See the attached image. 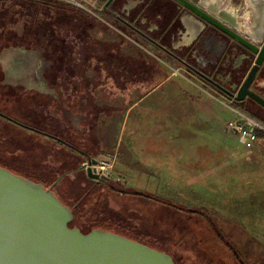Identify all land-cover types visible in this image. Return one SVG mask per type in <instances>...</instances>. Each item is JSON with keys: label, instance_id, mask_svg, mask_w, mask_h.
<instances>
[{"label": "rangeland", "instance_id": "1", "mask_svg": "<svg viewBox=\"0 0 264 264\" xmlns=\"http://www.w3.org/2000/svg\"><path fill=\"white\" fill-rule=\"evenodd\" d=\"M82 1L88 10L69 12L35 0H0V52L26 48L41 55L37 73L45 68L47 83L57 90L47 97L32 85L0 87V111L29 127L42 115L44 131L89 153L108 184L81 168L89 157L69 161L58 142L2 118L0 161L47 188L57 184L69 208L78 201L76 227L143 230L149 245L177 264H264V134L241 143L228 128L235 118L226 106L230 98L218 89L237 57L221 52L204 68L213 81L207 83L153 44L121 31L102 10L106 0ZM168 1L160 0L162 8ZM195 1L210 3L239 33L258 21L264 27V1ZM183 34V28L173 32L171 46L173 56L185 59ZM195 49L213 58L198 42L188 54ZM231 106L264 126V119ZM62 169L70 170L64 180L57 177Z\"/></svg>", "mask_w": 264, "mask_h": 264}, {"label": "water", "instance_id": "2", "mask_svg": "<svg viewBox=\"0 0 264 264\" xmlns=\"http://www.w3.org/2000/svg\"><path fill=\"white\" fill-rule=\"evenodd\" d=\"M176 1L255 54L235 100L249 97L264 107V99L250 89L264 62V35L257 41L239 33L199 1ZM87 176L108 180L91 167ZM73 218L72 209L50 188L0 166V264H176L166 252L118 233L102 229L82 233L69 226Z\"/></svg>", "mask_w": 264, "mask_h": 264}, {"label": "flooded vegetation", "instance_id": "3", "mask_svg": "<svg viewBox=\"0 0 264 264\" xmlns=\"http://www.w3.org/2000/svg\"><path fill=\"white\" fill-rule=\"evenodd\" d=\"M165 4H167L168 7L162 8V6L165 7V5H162V3H160V0H106L102 6V10H105L104 12L108 13L110 17L113 18L114 23L121 31L128 32L129 35H132L134 38L137 37L138 39H143L148 43L153 44L156 49L160 50L168 56L170 55V57L172 59H175V61L179 65L187 68L189 71H191V73L207 83L211 84L213 81L207 76V73H205L204 71L206 67H209L210 65H213L217 62L216 57H219L221 55V52H228L229 55H232L231 58L237 57L235 63H233L229 71L226 72V85H219L218 89L219 91L224 93L226 97L230 98V100L236 105L243 107L252 115L264 119V107L259 105L253 99L245 97V99L240 102L235 100L236 91L246 77L249 69L251 68L255 59V54L246 47L234 41L232 38H230L215 26H212L211 24L204 21L198 15L194 14L189 8L177 2L176 0H169ZM210 6L211 5H209V7L207 8H210ZM182 9H184L182 11L184 14H182L183 16H180V18L178 17V13ZM188 15L193 17L192 21L186 17ZM171 20H173V22ZM184 24L187 26V32L181 37L180 44L184 47L181 49V54L184 55L185 59H187L188 61L183 58H177L173 56V49L171 46V36L173 35V32H176L177 29H184ZM68 33L71 34L72 31L70 30ZM218 36L221 39L219 42L217 40ZM197 42L199 44L201 43L205 45V47L208 48V53H210V56H212L213 58L209 57V59L207 60L206 57H204V51H201L199 53L197 49H195L193 53L188 54L190 51V46ZM212 46L214 47L213 49H211ZM222 49L224 51H222ZM27 51L28 50H26V48H23L20 51H12L6 48L0 52V87L3 91H5L6 89H8V86H13L14 84V89L19 88V86L26 88L27 86L32 85L36 88L35 90H37L43 96L48 97V94H51L52 91H57L55 89L56 84H54V86H50V84L47 83L48 81L45 76L46 74L43 72L45 68L42 70V72L37 73L40 66V61L42 64L44 58H42L41 55H39V57L38 55H36V57L32 52ZM228 57V60L226 61L229 63L230 57ZM195 61L197 62V65L201 67V69L203 67L202 70L196 69ZM205 63H208V66H206ZM252 84V87L250 86V89L264 99V62L259 66ZM234 85L236 86V90L233 91L232 86ZM30 104L36 105L34 103ZM6 111L7 110H5V112L0 111V118L4 119L7 124L10 122V124L14 123L17 126L25 129L27 128L32 132L44 135L46 137H49L51 140L58 142L61 147H66L65 150L67 152L66 154L62 155L65 158L69 159V161H71L72 159H77V155H80L81 157H89L88 159L90 162V166L88 167H91L92 169L94 168L95 170L98 161L96 159L90 158L91 156H89V153H87L86 151L84 152L83 149L81 150L79 148L78 150L80 151H78L76 145L73 142H70L69 140H66L56 134L44 131L43 128L45 127V122L42 127L40 125L42 121V115L37 114L38 119L35 121L37 125L36 127H29L27 124L21 122L16 117L9 115ZM92 160L97 161L95 166L91 164ZM84 163L81 164V168L83 170H86L87 174L88 167H82V165H85ZM70 165L72 164L70 163ZM0 166L13 173H16L13 169H11L1 161ZM69 171L70 170L68 169H63L58 172L59 174L57 173V177H61V179H63L68 175ZM76 171L78 170L76 169ZM94 180L96 182H99L100 180L106 181L101 178ZM106 182H108V180ZM109 186L112 187L111 185ZM52 188L53 187H51L50 189L52 190ZM135 194H139V198L141 197L145 201H149L148 198H151V195L146 192H138ZM143 196H147L148 198H143ZM211 227H213L212 224ZM213 229L215 230V227ZM123 232L127 235H121L126 236L132 240L142 243L149 241L143 230H123ZM132 235H135L137 239L133 238ZM221 239L222 242L228 245V241L225 240L223 236L221 237ZM155 249L160 250L158 248ZM167 254L175 261L174 256H171L169 253Z\"/></svg>", "mask_w": 264, "mask_h": 264}, {"label": "built area", "instance_id": "4", "mask_svg": "<svg viewBox=\"0 0 264 264\" xmlns=\"http://www.w3.org/2000/svg\"><path fill=\"white\" fill-rule=\"evenodd\" d=\"M46 2L62 3L79 9L88 10L82 0H41ZM232 101L226 99V106L235 113V118L228 122V128L238 136L239 141L243 144L254 142L260 132H264V126L257 122L254 118L240 111L238 108L231 106ZM84 167L90 166L84 163ZM103 169L96 166L95 172L102 173Z\"/></svg>", "mask_w": 264, "mask_h": 264}, {"label": "trees", "instance_id": "5", "mask_svg": "<svg viewBox=\"0 0 264 264\" xmlns=\"http://www.w3.org/2000/svg\"><path fill=\"white\" fill-rule=\"evenodd\" d=\"M35 1H38L39 3H41V4H43V5H46V6H49V7H55V8H63L65 11H69V12H72L73 10H75V9H78V10H80L79 8H75V7H72V6H68V5H65V4H62V3H55V2H46V1H41V0H35ZM72 7V8H71ZM79 16L81 17H83V18H85V16L84 15H81V14H79ZM76 27H78V26H76ZM74 28V29H72V28H70V30L72 31H74V32H76V30L75 29H77V28ZM53 34H54V32H53ZM57 39L58 40H62L63 41V44H65V42L64 41H66L63 37L61 38V37H57ZM19 44H22L23 45V43H21V42H16V45H19ZM51 45H52V42H51ZM5 46V45H4ZM6 46H9V44H6ZM65 46V45H64ZM50 86H54V84L52 83H50ZM33 106H35V105H33ZM264 134V132H260V136L261 135H263ZM65 148L66 147H63L62 146V149H64V153H62V154H66V150H65ZM90 156V155H89ZM77 157H79V155H77ZM73 165V164H72ZM64 166V165H63ZM63 170V169H62ZM65 178H63V180H64ZM102 182H104V183H107L108 184V182H106V181H102ZM60 183H62V181H60L59 182V184ZM54 184H55V182H54ZM42 185H44V184H42ZM57 185V184H56ZM55 185V186H56ZM55 186H53V192L55 193V195L59 198V194H58V192H57V190H58V187H55ZM44 187H46L47 188V186H44ZM60 199V198H59ZM78 201H76V203L75 204H73L72 206V213H73V216H74V218H73V220L69 223V226L70 227H74L75 226V220H77V218L79 217V210H80V206L79 205H77L78 203H77ZM121 227L122 226H120V225H117L116 226V228H114V232L115 233H118V234H124V235H127L126 233H124L123 232V230L121 229ZM78 228L80 229V231L82 232V233H88L89 231H91L92 230V228L91 229H83L82 227H80V226H78ZM132 237L133 238H135V239H137V237L135 236V235H132ZM145 243H147V244H149L150 242H148V241H146Z\"/></svg>", "mask_w": 264, "mask_h": 264}, {"label": "crops", "instance_id": "6", "mask_svg": "<svg viewBox=\"0 0 264 264\" xmlns=\"http://www.w3.org/2000/svg\"><path fill=\"white\" fill-rule=\"evenodd\" d=\"M260 1H264V0H260ZM189 20H191L192 21V16H190V15H188V16H186ZM184 34L187 32V26L184 24ZM252 27H250V29H247V31H245V35H247V36H252L251 35V33L254 31V30H260L261 32H263L264 33V27H263V24H262V22H257V23H255L254 25H251ZM183 34V35H184ZM164 81H162V83H163ZM45 83V82H44ZM43 83V84H44ZM46 84V83H45Z\"/></svg>", "mask_w": 264, "mask_h": 264}, {"label": "bare ground", "instance_id": "7", "mask_svg": "<svg viewBox=\"0 0 264 264\" xmlns=\"http://www.w3.org/2000/svg\"><path fill=\"white\" fill-rule=\"evenodd\" d=\"M202 2H200L201 5L203 4ZM205 4L206 5L204 7H206V8L209 7V5H210V3H207V2H205ZM227 7H228V9L230 11H236L235 8L233 6H231V5H228ZM251 35H252V37H254V39H257V41H258L259 39L262 38V36L264 35V33L261 32L260 30H254Z\"/></svg>", "mask_w": 264, "mask_h": 264}]
</instances>
